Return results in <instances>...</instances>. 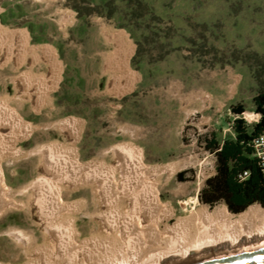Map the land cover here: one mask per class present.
<instances>
[{"label": "rangeland", "instance_id": "374dc122", "mask_svg": "<svg viewBox=\"0 0 264 264\" xmlns=\"http://www.w3.org/2000/svg\"><path fill=\"white\" fill-rule=\"evenodd\" d=\"M84 1L0 0V25L24 30L30 47L49 46L60 65L49 103L38 110L19 95L14 82L29 71L28 65L15 69L8 62L0 67V98H13L17 117L32 127L12 145L22 156L1 165L6 186L21 207L0 214V264H29L31 248L13 238L15 230L42 242V230L28 207L29 191L21 192L37 177L39 155L31 152L41 145L59 143L80 164L102 167L111 165L112 148L120 144L138 150L145 166L182 163L170 181L164 174L160 184V201L174 213L169 224L190 215L187 209L195 199L197 208L226 206L199 198L205 181L216 173V158L204 148L205 137L211 132L232 136L231 107L240 103L247 113H255L253 98L264 88V0H116L110 9L101 0ZM106 27L125 29L139 47L135 68L143 82L137 96L126 101L104 94L97 61L90 57L89 43L102 41ZM33 68L36 72L38 67ZM67 118L81 123L73 145L54 127ZM87 190L75 191L66 201L88 195ZM84 214L72 218L81 239L91 229Z\"/></svg>", "mask_w": 264, "mask_h": 264}, {"label": "bare ground", "instance_id": "6f19581e", "mask_svg": "<svg viewBox=\"0 0 264 264\" xmlns=\"http://www.w3.org/2000/svg\"><path fill=\"white\" fill-rule=\"evenodd\" d=\"M71 18L70 14L63 22ZM104 33L116 46L105 66L122 82L116 91L121 95L136 80L127 66L133 46L124 31L108 28ZM8 62L15 69L21 64L29 67L14 81L19 95L31 101L34 110L47 105L60 72L53 50L49 46L30 47L24 30L0 25V67ZM236 82L230 85V93L235 91ZM12 100L0 98V214L21 207L6 186L1 165L22 156L12 145L32 130L17 117ZM54 127L73 145L81 123L67 118ZM112 152L109 167L80 164L71 149L56 142L31 152L39 155L37 177L21 192L29 191L28 207L42 230V242L36 236L25 238L20 230L12 233L31 248L29 264H197L264 248L261 205L233 214L225 205L197 208L195 199L187 209L190 215L169 224L174 213L169 203L160 201V184L164 174L165 181H170L182 163L145 166L139 151L127 144L114 146ZM82 188L88 189V195L66 201ZM189 203L186 200L184 205ZM82 211L91 221L89 236L83 239L72 225L73 215Z\"/></svg>", "mask_w": 264, "mask_h": 264}, {"label": "trees", "instance_id": "16d2710c", "mask_svg": "<svg viewBox=\"0 0 264 264\" xmlns=\"http://www.w3.org/2000/svg\"><path fill=\"white\" fill-rule=\"evenodd\" d=\"M101 2L103 8H109V5L116 6V0H101ZM139 2L137 1L138 4ZM84 3L90 5L91 1L86 0ZM109 17H113V12ZM138 52L137 45L136 55ZM135 57L132 59L134 68ZM137 94L138 92H134L122 100L126 101ZM253 103L254 112L261 115L258 124L245 122L241 114L246 112V107L238 103L231 107L233 119L229 123L233 135L221 138L219 133L211 132L205 137L204 148L216 158V173L205 181L199 198L201 202L211 206L223 202L233 214L243 212L253 204L264 207V174L255 156L253 143L264 135V88L254 96ZM245 172L248 174L244 175ZM184 174V171L179 172L177 178L183 180Z\"/></svg>", "mask_w": 264, "mask_h": 264}, {"label": "crops", "instance_id": "0c3cea01", "mask_svg": "<svg viewBox=\"0 0 264 264\" xmlns=\"http://www.w3.org/2000/svg\"><path fill=\"white\" fill-rule=\"evenodd\" d=\"M106 28H108V27H106ZM111 29H113V28H111ZM113 30L124 31L127 34L128 39L130 40V42L133 46V52L128 57L127 66L129 67V69L133 73L136 74L137 77H135L136 80H135L132 88L129 91H127L121 95L116 94V91L118 90V88L120 87L119 85H121L122 82L117 81V75H116L115 71L111 72V71L106 70V66L109 62L108 59L115 52L116 46L113 42L111 43L107 40V36L104 34V31H102L103 40L89 43V48L91 50L90 57L97 61L96 74L99 76V78L101 79V82L103 83L102 91H104V94L107 95L109 98H112L114 100H120V99L124 98L125 96H129V95L133 94L134 92H137V90H139L140 85L143 82V76H142L141 71H139L138 69H136L132 66V59L136 55L137 45L130 38L131 34L128 33L125 29H113ZM112 76L115 78H112ZM241 77H242V75H241ZM115 81H116V83H115ZM110 88H112V89H110Z\"/></svg>", "mask_w": 264, "mask_h": 264}, {"label": "water", "instance_id": "95a60500", "mask_svg": "<svg viewBox=\"0 0 264 264\" xmlns=\"http://www.w3.org/2000/svg\"><path fill=\"white\" fill-rule=\"evenodd\" d=\"M197 264H264V248Z\"/></svg>", "mask_w": 264, "mask_h": 264}, {"label": "built area", "instance_id": "2783aa9c", "mask_svg": "<svg viewBox=\"0 0 264 264\" xmlns=\"http://www.w3.org/2000/svg\"><path fill=\"white\" fill-rule=\"evenodd\" d=\"M254 149H255V156L259 160L260 167L262 169V172L264 174V163H261V161H264V135L260 136L255 140ZM212 154V153H211ZM214 155V154H212ZM246 175L248 172H245ZM244 173V175H245Z\"/></svg>", "mask_w": 264, "mask_h": 264}, {"label": "clouds", "instance_id": "9594fccd", "mask_svg": "<svg viewBox=\"0 0 264 264\" xmlns=\"http://www.w3.org/2000/svg\"><path fill=\"white\" fill-rule=\"evenodd\" d=\"M244 117V120L246 123L251 124V123H256L258 124L261 119V115L259 113H242L241 114ZM254 144L256 143L255 141L253 142ZM261 163H264V161H261ZM246 175V173H245Z\"/></svg>", "mask_w": 264, "mask_h": 264}]
</instances>
